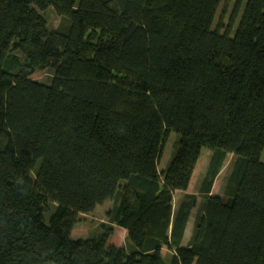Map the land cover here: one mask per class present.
I'll use <instances>...</instances> for the list:
<instances>
[{"label":"trees","instance_id":"16d2710c","mask_svg":"<svg viewBox=\"0 0 264 264\" xmlns=\"http://www.w3.org/2000/svg\"><path fill=\"white\" fill-rule=\"evenodd\" d=\"M221 2L0 0V264H264V0L215 25ZM204 147L183 246L199 195H174ZM107 200L105 231L73 239Z\"/></svg>","mask_w":264,"mask_h":264},{"label":"rangeland","instance_id":"374dc122","mask_svg":"<svg viewBox=\"0 0 264 264\" xmlns=\"http://www.w3.org/2000/svg\"><path fill=\"white\" fill-rule=\"evenodd\" d=\"M235 1L236 0H222L216 14L215 25H218L220 22H223L224 25H227L229 23L231 11L234 7ZM46 15L48 17V23L52 28L58 27L62 22V18L55 13L53 8H49L46 12ZM50 76H51L50 70L46 71V73L44 72L42 74H35V77L41 78L45 81H50ZM176 138L177 135L176 133L173 132L169 135L167 141H165L159 162L160 170H164L167 167L168 163L170 162L173 153L174 142L176 141ZM210 155H211V149L208 147H204L202 149V154L199 158L196 169L194 171L190 186L187 189L188 192L195 193L198 195L200 194L199 193L200 184L206 171L208 170ZM263 159H264V155H263ZM234 160H235V155L233 153L228 154L225 164L222 168V171L218 175L213 185L212 188L213 194L220 196L225 194L226 184L229 176L231 175L234 165ZM183 196L184 193L181 190L174 195V203H173L174 209L178 207V204L180 203L181 198ZM201 201H202V197L199 195L198 205L192 211L187 228V235L185 236V240L182 242L183 246L188 245L190 241L195 217L197 216V213L199 211L198 207ZM112 204H113L112 200H107L103 204L99 205L93 212L82 214L80 222H78L73 229L72 238L73 239L88 238L99 235L102 232H104L105 225L110 224V221L107 217V212L111 208ZM114 229H115L114 233L110 237L109 243L118 246H124L126 248H129V250H133L134 246L133 243L127 237V233H128L127 230L121 226H116V228ZM162 251H163L162 255L164 257H167V255L169 256L171 254V252L167 248H163ZM169 258L170 257L166 259Z\"/></svg>","mask_w":264,"mask_h":264},{"label":"crops","instance_id":"0c3cea01","mask_svg":"<svg viewBox=\"0 0 264 264\" xmlns=\"http://www.w3.org/2000/svg\"><path fill=\"white\" fill-rule=\"evenodd\" d=\"M178 191H180V190H177L176 192H175V194L178 192ZM181 191H183V193H184V195L188 192V190H181ZM99 206V205H98ZM97 206V207H98ZM189 224V223H188ZM116 226L117 225H115V228H116ZM187 228H188V226H187ZM187 235V229H186V231H185V236ZM185 236H184V239H183V241L185 240ZM163 248H167V247H163ZM163 248H162V250H163ZM163 252V251H162Z\"/></svg>","mask_w":264,"mask_h":264}]
</instances>
